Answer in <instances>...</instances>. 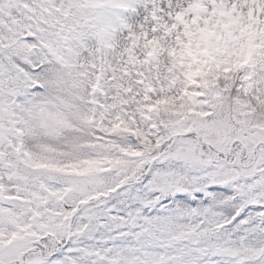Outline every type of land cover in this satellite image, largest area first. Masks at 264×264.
I'll list each match as a JSON object with an SVG mask.
<instances>
[{
  "label": "snow or ice",
  "instance_id": "obj_1",
  "mask_svg": "<svg viewBox=\"0 0 264 264\" xmlns=\"http://www.w3.org/2000/svg\"><path fill=\"white\" fill-rule=\"evenodd\" d=\"M0 264H264V0H0Z\"/></svg>",
  "mask_w": 264,
  "mask_h": 264
}]
</instances>
